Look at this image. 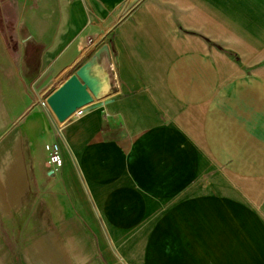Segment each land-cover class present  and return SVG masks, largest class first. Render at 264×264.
<instances>
[{
  "label": "crops",
  "instance_id": "0c3cea01",
  "mask_svg": "<svg viewBox=\"0 0 264 264\" xmlns=\"http://www.w3.org/2000/svg\"><path fill=\"white\" fill-rule=\"evenodd\" d=\"M67 2L42 37L27 24L21 74L34 94L18 105L11 76L3 99L0 77V264H17L22 209L40 223L24 264H264L263 19L145 0L114 27L115 86L57 136L40 100L102 45Z\"/></svg>",
  "mask_w": 264,
  "mask_h": 264
},
{
  "label": "rangeland",
  "instance_id": "374dc122",
  "mask_svg": "<svg viewBox=\"0 0 264 264\" xmlns=\"http://www.w3.org/2000/svg\"><path fill=\"white\" fill-rule=\"evenodd\" d=\"M73 1V0H72ZM82 6L85 15L89 13L93 24L97 25V32L89 35V42L94 43L95 47L99 44H107L110 50V55L113 51L114 27L116 23L126 16L129 12L135 10L145 0H90L95 6H102L103 12H94V8L90 7L88 0H75ZM171 0H159L162 8L168 6ZM195 0H181V3L187 4L192 8ZM210 6L211 13L225 12V16L229 20H233L240 15L235 12L243 6L255 10L261 17L264 23V0H199ZM58 2H60V7ZM67 0H0V77L3 81V99L8 95L10 77L12 76V92L17 94L18 105L21 101V94L26 92L30 95L34 94L37 86H27L23 83L21 72V64L25 60L26 45L32 38L31 31L27 28L29 22L34 23L35 28H39L34 34L35 37L41 36V24L46 23L48 27H55L58 23L60 11L66 12ZM193 5H199L197 3ZM186 6V7H188ZM196 10V9H195ZM213 17L216 15L211 14ZM227 20V21H229ZM180 27V26H179ZM100 29V30H99ZM181 29V27H180ZM264 31V30H263ZM36 32V31H35ZM48 33H52L50 28ZM112 57V55H111ZM13 59H16L13 61ZM12 60V61H11ZM113 67V66H112ZM114 73V70H113ZM14 74H17L14 78ZM115 75V74H114ZM32 87V88H31ZM7 92V93H6ZM38 94V92H37ZM46 97V95H45ZM18 124L21 121V110L18 109ZM27 213L19 211L17 222V237L14 239V244L17 246V254H14V261L17 264H24L22 254L20 253L22 246L27 243L37 241L33 237V232L39 227L40 223L36 220L27 221ZM164 229H169L168 223H161ZM101 257L99 256V260ZM105 261V260H103Z\"/></svg>",
  "mask_w": 264,
  "mask_h": 264
},
{
  "label": "water",
  "instance_id": "95a60500",
  "mask_svg": "<svg viewBox=\"0 0 264 264\" xmlns=\"http://www.w3.org/2000/svg\"><path fill=\"white\" fill-rule=\"evenodd\" d=\"M96 59L100 60L105 72L106 88L93 75L91 68ZM115 86L111 55L108 45L102 44L84 63L66 77L45 97L48 108L59 122L67 120L80 107L105 96Z\"/></svg>",
  "mask_w": 264,
  "mask_h": 264
},
{
  "label": "built area",
  "instance_id": "2783aa9c",
  "mask_svg": "<svg viewBox=\"0 0 264 264\" xmlns=\"http://www.w3.org/2000/svg\"><path fill=\"white\" fill-rule=\"evenodd\" d=\"M41 106L48 110V118L52 122L53 127L55 128V132L57 136L61 133V127L60 125L63 122H59L56 117L53 115V113L48 108V105L45 101V98L40 100ZM87 106V105H86ZM77 108L69 118H80L83 116L85 112V107ZM44 150L47 155V163L53 170H58L63 165V158L60 152V145L57 141L48 142L44 145Z\"/></svg>",
  "mask_w": 264,
  "mask_h": 264
},
{
  "label": "bare ground",
  "instance_id": "6f19581e",
  "mask_svg": "<svg viewBox=\"0 0 264 264\" xmlns=\"http://www.w3.org/2000/svg\"><path fill=\"white\" fill-rule=\"evenodd\" d=\"M44 72V71H43ZM91 72L95 77L98 78L99 82L103 85V89L106 88V82H105V72L103 69H101L100 60L96 59L95 62L92 65ZM37 79L33 82V84H36Z\"/></svg>",
  "mask_w": 264,
  "mask_h": 264
}]
</instances>
